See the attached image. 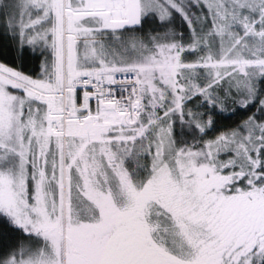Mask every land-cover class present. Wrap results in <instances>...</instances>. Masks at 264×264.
<instances>
[{"label": "snow or ice", "instance_id": "1", "mask_svg": "<svg viewBox=\"0 0 264 264\" xmlns=\"http://www.w3.org/2000/svg\"><path fill=\"white\" fill-rule=\"evenodd\" d=\"M0 264H264V0H0Z\"/></svg>", "mask_w": 264, "mask_h": 264}]
</instances>
